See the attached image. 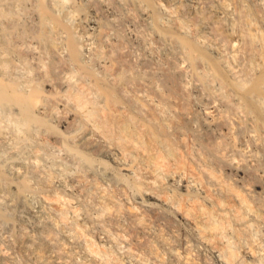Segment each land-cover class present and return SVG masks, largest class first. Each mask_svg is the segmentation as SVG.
I'll return each instance as SVG.
<instances>
[{
  "label": "bare ground",
  "instance_id": "bare-ground-1",
  "mask_svg": "<svg viewBox=\"0 0 264 264\" xmlns=\"http://www.w3.org/2000/svg\"><path fill=\"white\" fill-rule=\"evenodd\" d=\"M0 264H264V0H0Z\"/></svg>",
  "mask_w": 264,
  "mask_h": 264
}]
</instances>
